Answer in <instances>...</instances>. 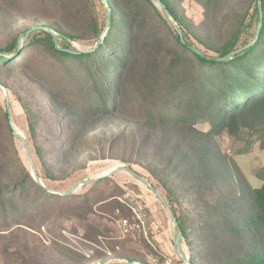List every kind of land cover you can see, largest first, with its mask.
<instances>
[{
	"label": "trees",
	"instance_id": "trees-1",
	"mask_svg": "<svg viewBox=\"0 0 264 264\" xmlns=\"http://www.w3.org/2000/svg\"><path fill=\"white\" fill-rule=\"evenodd\" d=\"M83 1L50 0L73 16H81L80 30L73 32L48 19L26 28L22 45L13 37L0 47V69L20 65L31 53L38 58L35 64L25 60L32 69V88L16 98L26 120L29 139H25L42 170V175L37 172L40 183L15 148L10 159L0 157V172L7 176L0 175V228L20 224L27 214H38L51 205L83 216L94 209L113 214L119 208L125 213L118 199L125 190L119 185L115 184L118 193L93 198L95 191L90 189L76 194L54 192L44 180L58 178L56 171L61 170L68 152L80 146L85 132L121 111L133 83L139 101L125 115L131 120L129 127L138 134L130 132V144L137 151L154 143L169 148L166 161L170 170L164 169L165 177L157 170L150 172L165 191L164 199L187 247L189 264H264V171L251 181L217 156L212 147L215 138L228 131L232 118L242 124L243 112L264 103V0H251V6L230 22L229 30L216 44L195 35L171 0L158 1L177 27L169 25L167 15L152 0H137L134 11L128 0H106L110 10L105 29L107 15L100 23ZM196 1L208 9L210 0ZM16 2L26 0H0V11ZM145 5L153 9L171 37L164 36L166 48L150 54L153 61L136 70L139 40L151 31L143 21L134 19ZM192 36L212 54L193 47ZM78 40L92 43L79 50L71 46ZM0 86L6 85L0 81ZM124 128L113 138L126 137L128 128ZM0 135L14 147L16 136L6 103L0 104ZM121 160L135 170L129 164L132 160ZM172 163L175 165L170 168ZM181 167L178 174L191 178L186 191L193 194L184 202L177 200L169 185L176 179L170 177L171 172ZM104 178L88 184L96 185ZM105 229L100 224L85 228L89 244L84 254L91 258V264L116 254L114 248L106 252L94 243H99ZM64 249L79 255L70 246ZM118 261L147 264L124 254L110 264Z\"/></svg>",
	"mask_w": 264,
	"mask_h": 264
},
{
	"label": "rangeland",
	"instance_id": "rangeland-1",
	"mask_svg": "<svg viewBox=\"0 0 264 264\" xmlns=\"http://www.w3.org/2000/svg\"><path fill=\"white\" fill-rule=\"evenodd\" d=\"M120 1L123 3L125 0ZM128 1L132 3V11H134V6L138 3L137 0ZM171 1L185 25H188L195 35L205 38L208 44H216L221 41L223 35L230 28V22L237 19L252 3L251 0H210L208 9L205 10V7L196 0ZM87 2L88 6L92 8V14L99 18L100 23H103L110 10L108 2L105 4L100 0L83 1V3ZM11 5L12 7H4L0 11V47L6 45L13 37H18V44L22 45L26 38L24 30L33 23H40L48 19H52L54 23L71 29L73 32L81 29V16H73L50 0H26L24 3L16 2ZM157 7L164 14L161 7ZM134 19L136 22L143 21L151 27L150 33L144 39L139 40L136 70H143L146 62L153 61L150 54L166 48L163 41L164 36L165 38L171 36L166 26L148 5H145L139 16L136 15ZM166 19L169 25L177 27L171 17L166 16ZM167 33L168 36H166ZM191 39L193 47L212 54L194 36ZM91 43V40H78L73 41L71 46L81 50L89 47ZM26 59L27 61L32 60L31 64L38 62L36 54L31 53L25 56L20 65L0 69V81L7 86H0V104L5 105L7 97L13 126H16L15 128L28 138L23 109L16 98V96L27 95L32 88L29 80L32 69L25 63ZM133 82H135L134 79ZM128 90L131 92L124 104L120 106V110L123 112L119 111L109 116L112 118L97 122L89 132H85L80 146L68 152L62 162V168H59L61 170L56 171L55 175L58 178L44 180L54 192L63 194V191L70 189L75 184H80L83 179H91L108 173L115 169L117 164L126 166L128 163H124L122 158L132 160L129 164L141 173L149 181V184L156 185L165 198L164 189L150 171L157 170L160 176L165 177L164 169L170 170L166 161L169 148L160 147L155 143L139 151L131 147L130 132L138 133L129 127L131 120L126 117L125 113L131 112L139 98L133 83L128 86ZM114 117L117 118L113 119ZM119 117L125 119L121 120ZM242 117L244 118L242 124L239 119L232 118L228 131L216 137L212 147L217 156L224 158L235 171L237 169L249 180L256 181L264 171V103L247 109L243 112ZM124 127L128 128L127 136L113 138L118 133L117 131ZM13 142L14 147L10 142L1 139L0 135V157L10 159L13 157L15 148L16 155L30 169V161L21 140L16 137ZM32 159L35 171L42 175L41 166L34 153ZM174 165L175 163H172L170 168ZM180 169L182 167L171 172L170 177L174 176L176 179L170 180L169 185L176 194L177 200L184 202V199L191 198L193 194L186 191V188L191 184V178L186 179L185 175L179 176ZM0 175L7 177L6 172H0ZM106 177L93 186L89 184L78 186L79 189L75 190V194L90 189L95 191L93 198H96L97 194L118 193L119 190L115 184L119 185L125 190V194L120 197L122 201L118 198L119 202L124 205L121 207L125 213H122L119 208V214L116 210L113 214H109L107 212L100 213L94 209L92 213L83 216V214H72L69 210H63L61 206L56 205L48 206L46 209L40 210L38 214L29 213L22 223L0 228V264H91V258L84 254L89 244L85 238V228L87 225L94 226L95 224L105 225L108 231L105 229L104 236L98 238L99 243L96 241L94 243L100 244L106 252L112 251L111 248L116 251V254H111L102 261L103 263L116 259L117 255L124 254L145 263L150 256L156 255L161 258L160 263L165 255L171 256L174 264H187L171 237L168 238L170 243L168 250L161 249L160 244L154 238V235L161 234L166 226L171 225L172 229H175L173 231L175 235L178 230L175 222L172 221L170 212L149 187L122 170H115ZM131 207L135 209L143 222L140 223V229L135 237L122 235L117 227L119 216H128L131 221H134L131 216L133 214ZM135 219L138 221L136 216ZM180 244L188 257V250L182 239H180ZM66 246H70L79 255L66 251L64 249Z\"/></svg>",
	"mask_w": 264,
	"mask_h": 264
},
{
	"label": "water",
	"instance_id": "water-1",
	"mask_svg": "<svg viewBox=\"0 0 264 264\" xmlns=\"http://www.w3.org/2000/svg\"><path fill=\"white\" fill-rule=\"evenodd\" d=\"M105 4L107 3L106 0H102ZM152 1H155L156 5L157 6H160L161 9L164 10V13L170 17V14L168 12V10L164 7V5L158 1V0H152ZM259 10H260V6H259ZM109 23V15H107V18H106V21H105V26H104V29L107 27ZM51 31V30H50ZM53 34V37H54V40L56 41L57 38L55 37V34L52 32ZM257 34H258V30L256 32V37H257ZM100 40L97 41L96 45L99 43ZM197 51V50H196ZM198 53H200L199 51H197ZM201 54V53H200ZM6 106H7V113H8V119H9V122H10V125L13 129V133L14 135L21 140L23 146H24V149L26 151V154L28 156V159L30 161V169H31V173L32 175L34 176V178L41 183L40 181V178L37 174V172L35 171V165L33 163V159H32V155H31V152H30V149H29V145L25 139V137L23 136V134L17 130L12 122H11V115H10V109H9V105H8V100H7V97H6ZM115 170H122V171H125L127 173H129L130 175H132L133 177H135L137 180H139L142 184L146 185L149 187V189L156 195V197L159 199V201L162 203L163 206L166 207V209L170 212V215H171V218H172V221H174V216L169 208V205L167 204L166 200L164 199V197L161 195V193L159 192V190L154 187L153 185L149 184V182L142 176L140 175L139 173H137L135 170L133 169H130L128 168L127 166L125 165H122V164H117L115 169H113L112 171L108 172V173H103L95 178H91V179H83L80 184H75L73 185L68 191L66 192H63L64 194H67V193H73L75 192V190L79 189L78 186L82 185V184H88V183H93L95 182L97 179L101 178V177H104V176H107V175H110L112 172H114ZM78 187V188H77ZM180 239H181V232L178 230L177 233H176V236L174 238V243H175V246L177 248V250L179 251V253L183 256L184 260L187 261V264H189L188 262V259L183 251V247L181 246L180 244ZM113 264H132V262H123V261H118V262H115Z\"/></svg>",
	"mask_w": 264,
	"mask_h": 264
},
{
	"label": "built area",
	"instance_id": "built-area-1",
	"mask_svg": "<svg viewBox=\"0 0 264 264\" xmlns=\"http://www.w3.org/2000/svg\"><path fill=\"white\" fill-rule=\"evenodd\" d=\"M132 210H133V214L131 216H132V219L134 221H131V219L128 216H119V218L117 220V227H118V231L122 235H129V236L135 237V235L138 233V231L140 229V223H143V222L140 219L139 214L135 211V209L132 208ZM116 212L119 214V212H120L119 209H116ZM135 216H136L138 221H136ZM110 262L111 261H107V262H104L102 264H110ZM97 264H99V262H97ZM132 264H141V263L138 261H133ZM147 264H174V262H173V259L171 256H165L164 255V258L160 263L158 261L157 256H150L148 261H147Z\"/></svg>",
	"mask_w": 264,
	"mask_h": 264
},
{
	"label": "crops",
	"instance_id": "crops-1",
	"mask_svg": "<svg viewBox=\"0 0 264 264\" xmlns=\"http://www.w3.org/2000/svg\"><path fill=\"white\" fill-rule=\"evenodd\" d=\"M174 230L175 229H172L171 225H169L168 227L166 226L164 231H162V233H164L165 235L162 233L159 235H157V234L154 235V238H155L156 242L160 244L161 249L166 248L168 250V247H169L168 245L170 244L168 241L169 237L172 238V241L174 243V238H175L174 236H176L175 233L173 232ZM174 245H175V243H174Z\"/></svg>",
	"mask_w": 264,
	"mask_h": 264
},
{
	"label": "bare ground",
	"instance_id": "bare-ground-1",
	"mask_svg": "<svg viewBox=\"0 0 264 264\" xmlns=\"http://www.w3.org/2000/svg\"><path fill=\"white\" fill-rule=\"evenodd\" d=\"M16 127V126H15ZM18 130V129H17ZM115 162V161H114ZM115 165V164H114ZM113 169V168H112Z\"/></svg>",
	"mask_w": 264,
	"mask_h": 264
}]
</instances>
